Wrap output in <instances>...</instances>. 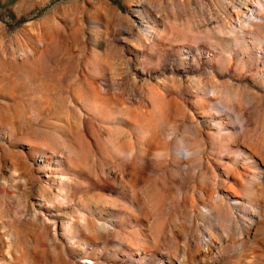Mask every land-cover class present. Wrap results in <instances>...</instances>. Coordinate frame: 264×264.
<instances>
[{
    "label": "rangeland",
    "instance_id": "374dc122",
    "mask_svg": "<svg viewBox=\"0 0 264 264\" xmlns=\"http://www.w3.org/2000/svg\"><path fill=\"white\" fill-rule=\"evenodd\" d=\"M226 1L0 0V234L5 243L19 226L17 211L49 194L53 170L82 173L73 195L77 203L88 187L82 169L88 164L109 169L123 142L132 144L121 149L127 169L150 179L162 172L149 173L143 151L164 171L187 145L198 166L203 156L217 161L215 145L202 144L196 131L197 124L205 133L209 126L202 104L210 87L222 93L216 99L221 102H228L229 80L241 93L250 87L261 96L264 113V59L258 54L249 59L247 50L238 53L223 42L222 60L204 62L201 69L187 65L189 49L216 41L214 25L197 12L198 2L221 14ZM223 30L230 33L226 26ZM179 93L187 103L176 98ZM56 159L69 164L55 166ZM201 170L197 182L203 183L207 167ZM168 183L172 195L175 182ZM184 192L189 196L192 184ZM115 198L108 199L103 213L114 212L112 219L118 220ZM37 230L30 225L23 233L34 242L23 253L16 245L12 264H61L45 244L47 233L37 235ZM109 250L110 245L100 247ZM0 258L10 264L7 254Z\"/></svg>",
    "mask_w": 264,
    "mask_h": 264
},
{
    "label": "bare ground",
    "instance_id": "6f19581e",
    "mask_svg": "<svg viewBox=\"0 0 264 264\" xmlns=\"http://www.w3.org/2000/svg\"><path fill=\"white\" fill-rule=\"evenodd\" d=\"M208 6L198 2L196 9L204 22L214 25L211 31L216 41L189 49L188 66L201 69L204 62L225 58L223 42L238 53L247 50L249 59H264V0H227L221 14H212ZM225 26L230 33H225ZM149 30L144 28L146 34ZM206 72L216 79L212 72ZM236 85L229 80L225 87L228 102L216 100L221 92L215 88L206 91L202 109L210 117L207 132L196 126L199 141L205 144L210 140L215 145L217 161L203 156L198 166L194 149L187 145L179 157L172 158L171 170L164 171L158 159L150 160L143 151L149 173L162 172L161 178L150 179L127 169L121 149L132 144L123 142L110 158L114 164L109 169H97L94 164L82 169L88 187L77 203L73 195L82 184V173L55 169L47 177L49 194L39 195L17 211L19 226L9 235L13 244L5 243L0 234V257L7 254L12 264L15 255L11 250L17 245L23 253L31 246L34 236L23 233L35 225L37 235L47 233L45 244L61 264H264L262 100L252 88L245 86L247 93H241ZM176 98L183 104L188 102L181 93ZM211 106L214 112L209 111ZM167 152L166 147L160 154ZM132 157L129 153V163ZM54 163L69 164L57 159ZM203 167H207L206 181L197 182ZM169 181L176 186L172 195ZM191 184L192 192L187 196L184 190ZM112 196L116 197L113 205L121 212L118 220L112 219L114 212L103 213ZM106 245L110 250L100 251Z\"/></svg>",
    "mask_w": 264,
    "mask_h": 264
}]
</instances>
